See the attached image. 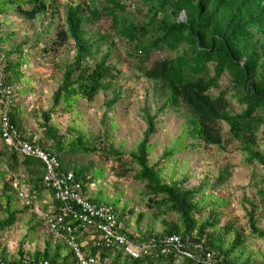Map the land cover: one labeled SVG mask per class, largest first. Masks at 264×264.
I'll list each match as a JSON object with an SVG mask.
<instances>
[{"label":"trees","instance_id":"obj_1","mask_svg":"<svg viewBox=\"0 0 264 264\" xmlns=\"http://www.w3.org/2000/svg\"><path fill=\"white\" fill-rule=\"evenodd\" d=\"M49 1L0 0L3 17L0 27L9 10L26 20L42 21L49 14L52 18L32 43L36 46L43 43L40 49L44 53L50 48H63L68 42H72L73 50L69 60L57 63L61 76L47 108L31 114L40 119V135L26 130L24 105L15 103L11 96L12 103L5 107L0 92V118L5 114L11 132L16 134L13 143L8 144L0 132V236L37 203L42 204V212L54 217L62 215V225L76 227L79 222L54 198L52 189L44 185L42 161L19 150V142L27 141L55 156L59 171H71L92 202L102 203L90 195L94 163H82L83 156L97 154L102 159H111L118 177L129 174L143 183L141 199L153 210L155 218H161L162 226L157 231L141 230L136 234L129 231L127 235L151 242L152 252L135 259L115 247H95L93 241H85L84 254L97 255L101 264H264V259L255 260L245 253L248 238L260 240L264 250V229L258 226L264 210V151L259 148L264 144V0H140L139 15L131 14L123 0H78L66 7L61 23H56L54 12L49 11ZM102 17L109 18L107 31L91 33L84 27L86 22H97ZM4 34L0 31L3 54L0 77L14 91L16 84L29 81L23 70L29 42H15L16 32ZM41 34L47 37L45 42L39 41ZM114 37L129 47L126 56L138 62L142 75L153 83L152 98L159 102L154 112L141 108L145 128L131 150L115 144L110 123L113 116L109 113L121 97L115 88L121 71L111 61ZM156 50L166 55L151 60ZM223 76L227 77L228 85L220 87ZM101 92L109 94L98 119L101 128L88 131L77 120L78 106L80 101L90 104ZM235 104L238 110L234 109ZM168 110L184 119L180 132L197 139L196 144L189 143L192 147L217 145L219 150H225L229 142L237 143L241 164L252 169L250 176L255 186L254 197L244 194L240 204L248 233L233 220L221 223L219 218L221 207L228 202L214 192L231 177L230 164L221 166L213 180L205 177L194 187L184 184L188 177L167 181L158 173L160 161L173 156L171 150L163 149L157 160L152 162L150 158L154 148L151 149L152 138L158 131L160 117ZM61 114H75L73 122H68L63 131L54 122L55 116ZM73 156L79 159L72 160ZM258 165L259 174L254 171ZM207 186L214 188L213 193H205ZM20 190L34 197L28 204L23 203V208L16 201ZM202 195L214 197L204 202ZM111 207L123 223L125 210ZM37 225L45 226L41 217L30 230ZM61 233L63 236L49 232L43 246L32 251H24L19 245L17 255L6 253L4 248L0 251V263L23 264L26 260L32 264H79L64 239L66 231ZM88 233L79 227L74 234L78 242H84ZM173 234L180 236L187 254L173 248L161 251L164 239ZM66 247L69 252L64 254ZM207 253L212 254L211 261L206 258Z\"/></svg>","mask_w":264,"mask_h":264},{"label":"rangeland","instance_id":"obj_2","mask_svg":"<svg viewBox=\"0 0 264 264\" xmlns=\"http://www.w3.org/2000/svg\"><path fill=\"white\" fill-rule=\"evenodd\" d=\"M123 1L131 14L139 15L142 9L140 0ZM77 2L78 0L49 1V5H51L49 11L54 12L53 18L56 23H61L63 20L66 7ZM4 17L7 19L0 27L1 33L16 32L13 37L15 42L19 43L24 40L29 42L25 47L27 62L23 65V70L29 81L27 79L22 85L16 84L13 87L12 98L15 103L24 105L25 110L22 111V116L26 130L35 135H40L38 127L40 119L38 115L33 117L31 114L39 108L46 109L51 101V93L57 86L61 76L57 63L65 62L72 57V42H68L65 47L58 50L50 48L47 53H44L40 49L43 43L36 46L32 42L35 40L36 35L44 30L49 19L52 18L49 14L44 16L42 21L26 20L19 17L13 10H9L4 14ZM2 19L3 17L0 14V22ZM56 23H54V26ZM108 24L109 18L102 17L97 22H86L84 27L91 33H97L107 31ZM46 40L47 37L42 34L39 35V41L45 42ZM113 40L111 61L121 71L115 84V88L120 91L121 97L109 113L113 116L110 123L113 128L115 144L123 149L131 150L140 140L145 128V123L141 118V108L147 107L148 110L154 112L159 102L152 98L153 83L142 75L140 67L137 65L138 62L126 56L129 47L117 37H114ZM165 55L166 52L156 50L152 52L150 59L154 60ZM220 81V87L228 85L226 76H223ZM108 95L101 92L90 104L80 101L78 106L80 115L77 120L84 129L88 131L100 130L98 119L104 111L103 102ZM1 104L2 100H0V112L2 111ZM234 109L238 110L236 104ZM74 116L75 114H61L55 116L54 122L59 123L61 125L60 131H63L68 122H73L71 119ZM183 124L184 119L171 110L160 117L158 131L152 138L151 149L153 146L154 148L152 151L150 149V158L152 162L157 160L163 149L171 150L173 156L160 161L157 168L158 173L167 181L188 177L187 182H184V184L188 187H194L205 181V177L213 180L221 166L223 167L227 163L230 164L232 166L231 177L221 189L214 192L216 196L226 199L228 202L225 207H221L222 212L219 218L221 223L230 219L233 220L238 228H242L245 233H248L246 218L240 204L244 194L248 197H254L255 186L254 180L250 176L252 169L241 164V154L236 150L237 143L229 142L225 146V150H219L217 145L203 146L198 144L192 147L189 143L196 144L197 139L189 138L185 133L180 132ZM259 148L264 151V144H261ZM71 159L78 160L79 156H73ZM80 161L84 164L94 163L92 167L94 183L90 186L91 197L115 207L118 211L124 209L126 215L123 223L131 232L136 234L141 230L152 229L157 231L161 228V218H155L152 214L153 210H149L141 199L142 182L133 180L129 174L122 178L118 177L113 168L115 165L113 161L102 159L97 154L83 156ZM254 171L259 174L261 166H256ZM14 185H16V182ZM213 191L212 186L205 188L206 194L213 193ZM46 193L49 195L48 190ZM202 197L204 202H209L214 195H202ZM16 201L17 205L23 208V200H20L17 196ZM220 203H223V201L220 200ZM130 210L133 212L128 213ZM42 211V204H35L32 209L25 213L23 218L21 217L18 220L16 225L4 231L0 236V251L5 248L6 253L17 255L19 245H22L24 251L27 249L32 251L36 247L41 248L43 239L49 238V230L45 226L42 228L39 225L35 227V230H30V227L39 220ZM140 214L142 215L139 218L140 221H137ZM29 218L33 220L29 221ZM165 218L170 219L171 216ZM258 226L264 229V210ZM62 252L67 254L69 248H64ZM245 253L255 260H263L264 250L261 241L248 238ZM123 261L124 259L121 260V263Z\"/></svg>","mask_w":264,"mask_h":264},{"label":"built area","instance_id":"obj_3","mask_svg":"<svg viewBox=\"0 0 264 264\" xmlns=\"http://www.w3.org/2000/svg\"><path fill=\"white\" fill-rule=\"evenodd\" d=\"M3 54L0 53V72L2 67ZM0 92L3 96L4 106L12 103V89L5 86L0 77ZM11 125L5 114L0 118V132L5 142L13 143L15 133L11 132ZM19 150L25 155H32L39 158L44 167L43 183L50 187L54 194V198L58 200L64 207V210L71 213L75 221H79L76 227L71 225H62V215L55 217L49 212H42L41 219L43 224L55 236H63L61 230H65L67 235L64 239L68 246L72 249L79 264H101L98 256L85 255L82 248L86 246L85 241H93L95 247L120 249L124 255L131 258H139L152 252L153 244L138 239L130 238L127 233L130 231L120 222L117 212L107 204L95 203L89 200L79 181L74 178L71 171H59V161L46 150L42 149L34 143L27 141L19 142ZM18 198L23 203L28 204L34 197H30L25 190L18 192ZM89 231L84 242H78L75 231L78 228ZM165 246L162 252H167L170 248L175 249L179 253L187 254L182 249L180 236L173 234L164 239ZM208 261L212 260V254L207 253ZM2 264V263H0ZM23 264H32L23 261ZM40 264V263H36ZM46 264V262H44Z\"/></svg>","mask_w":264,"mask_h":264},{"label":"clouds","instance_id":"obj_4","mask_svg":"<svg viewBox=\"0 0 264 264\" xmlns=\"http://www.w3.org/2000/svg\"><path fill=\"white\" fill-rule=\"evenodd\" d=\"M183 17H184V14H181V15H180V18H181V19H184ZM2 62H3V61H2ZM2 62H1V64H2ZM12 94H13V91H12ZM11 96H12V95H11Z\"/></svg>","mask_w":264,"mask_h":264},{"label":"crops","instance_id":"obj_5","mask_svg":"<svg viewBox=\"0 0 264 264\" xmlns=\"http://www.w3.org/2000/svg\"><path fill=\"white\" fill-rule=\"evenodd\" d=\"M48 197L50 198V196L46 194V199H47V200H48ZM45 201H46V200H45Z\"/></svg>","mask_w":264,"mask_h":264}]
</instances>
